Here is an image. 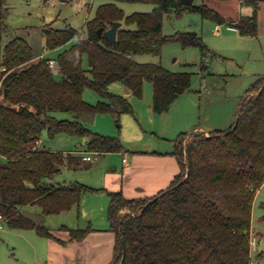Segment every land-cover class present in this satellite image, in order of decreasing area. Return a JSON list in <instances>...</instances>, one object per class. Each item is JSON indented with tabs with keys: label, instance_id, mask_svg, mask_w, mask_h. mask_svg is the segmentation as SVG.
Here are the masks:
<instances>
[{
	"label": "trees",
	"instance_id": "trees-1",
	"mask_svg": "<svg viewBox=\"0 0 264 264\" xmlns=\"http://www.w3.org/2000/svg\"><path fill=\"white\" fill-rule=\"evenodd\" d=\"M117 1L150 2L154 8L126 15ZM262 1L240 0L253 11L237 19L207 4L185 0L103 2L87 21V35L58 54L56 67L62 78L57 79L48 62L52 57L36 59L25 38L16 36L3 44L8 24L5 0H0V220L12 228H35L55 237L43 222L34 224L22 210L60 213L78 205L84 192L95 190L78 181H53L63 165L79 167L83 157L40 145L45 129L52 137L93 135L89 148L100 153L124 150L119 139L96 134L79 119L58 118L53 112L78 116L133 111L128 96L111 91L110 85L120 81L132 94L142 96L144 82L149 80L152 106L161 113L179 96L178 86L189 87L190 73L135 58L137 53L160 54L166 42L177 39L185 45L207 47L191 33L165 34L166 13L194 9L205 18L236 27L242 35L255 36ZM115 21L122 25L112 43L98 29H107ZM77 33L73 27L46 28L47 46L64 45ZM87 87L101 96L97 103L84 98ZM173 154L180 171L166 189L138 198L127 197L122 190L108 191V219L117 233L109 264H249L253 202L264 182V76L247 89L229 128L182 132ZM60 229L68 230L70 239L82 240L93 228L63 225Z\"/></svg>",
	"mask_w": 264,
	"mask_h": 264
},
{
	"label": "rangeland",
	"instance_id": "rangeland-1",
	"mask_svg": "<svg viewBox=\"0 0 264 264\" xmlns=\"http://www.w3.org/2000/svg\"><path fill=\"white\" fill-rule=\"evenodd\" d=\"M106 1L109 0H5L3 12L8 28L3 35V44L20 36L30 43L36 59L40 55L56 59L61 51L87 35V21L95 16L98 6ZM117 3L126 15L135 11H152L154 8L150 2ZM194 3L207 4L233 19L252 13V6L241 4L240 0H194ZM50 27H73L78 33L68 43L50 49L45 35L46 28ZM163 32L191 33L201 38L207 46L202 49L200 45H185L177 39L166 42L160 54H135L138 61L159 62L171 71L190 73L189 87L180 92L168 110L161 113L154 110L151 81L144 82L142 96L125 94L123 83L115 81L110 85L111 91L127 95L133 111L85 112L78 116L69 111H55L54 115L58 118L79 119L92 132L119 139L124 150L128 151L173 150L176 138L182 132L202 131L200 128L209 132L229 128L237 119L247 89L259 76H264V34L242 35L236 27L205 18L194 9L166 13ZM55 76L57 79L62 78L57 67ZM83 96L93 104L101 99L99 93L89 87L84 90ZM92 138L93 135L86 136L79 141L81 143L76 144L74 138H52L45 129L40 140L42 146L58 149L59 152L79 147L82 153H72L83 156L90 149L87 145ZM122 156L119 151L99 152V159L83 160L79 167L65 164L53 181L61 184L78 181L99 188L106 172H112V167L121 164ZM95 192L97 190L84 192V200L87 196L89 201L98 198ZM84 207L80 205V209L76 206L62 213L48 214L43 224L53 230H58L63 224L94 228L103 227L107 222L111 226L108 206L103 211L99 208L94 212L92 206ZM126 210L122 209L121 212ZM251 234L258 238L257 249L252 257L264 264V184L254 198ZM46 237L35 228H12L3 222L0 227V264H47ZM259 252H263V255L259 256Z\"/></svg>",
	"mask_w": 264,
	"mask_h": 264
},
{
	"label": "crops",
	"instance_id": "crops-1",
	"mask_svg": "<svg viewBox=\"0 0 264 264\" xmlns=\"http://www.w3.org/2000/svg\"><path fill=\"white\" fill-rule=\"evenodd\" d=\"M251 10L253 11V7H251ZM258 25V32L264 34V1L261 2L259 7ZM123 86L126 89L124 84ZM129 93L131 92L125 91V94ZM199 130L209 132L204 128ZM66 137H69V139L74 138L73 141L76 144L84 138L66 133L57 134L52 138L65 139ZM39 144H43L41 140ZM88 147L89 144L87 145ZM78 148L63 149L61 152L82 153L81 149ZM94 151L97 150L89 149L87 152ZM119 152L123 154L122 162L119 166L112 167V172H106L102 185L99 188H95L97 190L95 194L98 193V196H96L98 198H93L89 201L87 196L86 200H84L83 194L80 203L74 207L77 206L80 209V205L85 207L92 206L91 210L93 212L99 210V208L103 211L105 207L109 206V190H122L124 195L130 198L152 196L169 187L180 171V165L177 157L173 154V150L128 151L125 149ZM63 225L68 226L67 224ZM102 226L94 227L82 240L70 239L69 231L60 229V227L58 230L51 229L55 237H46L47 264H109L114 258L117 233L111 226L109 227L107 222ZM262 255L263 252H259V256Z\"/></svg>",
	"mask_w": 264,
	"mask_h": 264
},
{
	"label": "water",
	"instance_id": "water-1",
	"mask_svg": "<svg viewBox=\"0 0 264 264\" xmlns=\"http://www.w3.org/2000/svg\"><path fill=\"white\" fill-rule=\"evenodd\" d=\"M189 4H193L194 0H185ZM122 25L121 21H115L113 25L105 29L103 26L98 29L99 34H103L105 37H107L110 42L115 43L117 41V32L119 27ZM94 61L90 60V65H93ZM184 90V87L178 86V91L182 92ZM126 92H130V90L126 87ZM22 214L30 219L34 224L39 225L41 224L45 219V214L39 211H34L28 208H24L22 210Z\"/></svg>",
	"mask_w": 264,
	"mask_h": 264
},
{
	"label": "built area",
	"instance_id": "built-area-1",
	"mask_svg": "<svg viewBox=\"0 0 264 264\" xmlns=\"http://www.w3.org/2000/svg\"><path fill=\"white\" fill-rule=\"evenodd\" d=\"M49 65L52 67V68H56V59L54 58H51L49 59ZM83 160H86V161H94V160H97L99 159V152L98 151H94V152H85L83 154ZM3 222L4 220H0V227L3 226ZM250 244H251V249H252V253L257 249V245H258V238L257 236L255 235H251V238H250ZM249 264H260L256 259H254L253 257H251L250 261H249Z\"/></svg>",
	"mask_w": 264,
	"mask_h": 264
}]
</instances>
